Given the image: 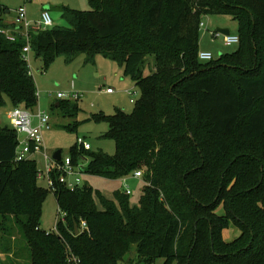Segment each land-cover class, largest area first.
Returning a JSON list of instances; mask_svg holds the SVG:
<instances>
[{
  "label": "trees",
  "instance_id": "16d2710c",
  "mask_svg": "<svg viewBox=\"0 0 264 264\" xmlns=\"http://www.w3.org/2000/svg\"><path fill=\"white\" fill-rule=\"evenodd\" d=\"M88 2L89 10L65 9L70 28L34 31L31 50L44 71L60 56L92 62L102 53L133 77L142 92L133 111L93 116L108 123L102 137L115 152L75 144L71 158H87L84 172L107 179L141 170L139 202L118 190L115 199L101 195L99 207L89 182L71 190L55 177L54 190L43 185L37 160L16 161L18 134L0 122L2 238L17 227L31 264H264V0ZM10 13L0 0V29L11 26ZM210 14L237 19L239 49L202 61L200 22ZM25 44L0 32V106L8 98L32 111L38 94ZM53 107L68 117L81 111L67 99ZM50 192L64 215L46 231ZM232 226L240 234L227 241L223 230ZM0 250L13 256L5 242Z\"/></svg>",
  "mask_w": 264,
  "mask_h": 264
},
{
  "label": "rangeland",
  "instance_id": "374dc122",
  "mask_svg": "<svg viewBox=\"0 0 264 264\" xmlns=\"http://www.w3.org/2000/svg\"><path fill=\"white\" fill-rule=\"evenodd\" d=\"M24 2L25 0H1L2 4L11 9V14ZM26 6L29 17L30 15L34 17L38 15L39 8L48 9L54 21L52 28L71 27V22L64 15L65 9L77 11L90 9L88 0H40L35 3L27 2ZM202 19L206 22L208 28V30H205V28L200 29L202 46L200 49L202 51L211 52L214 59H218L222 54H231L239 49V43L227 45L224 42L223 34L219 36H212L211 34V32H217L219 26L223 24L230 30V33L238 34L239 24L233 15L210 14L203 16ZM30 60L38 94V105L32 111L35 114L40 109L46 112L50 120L51 128L43 131L44 148L47 156L51 158L57 150H61L64 158L71 156V149L76 144L78 136H87L92 144L93 151L103 150L113 154L115 152V142L102 137V134L109 129L108 123L105 120H96L93 116L101 112L106 115L113 114L116 108H121L126 112L133 111L135 101L140 99L142 95L133 77L124 75L120 63L102 53H97L92 62H86L85 54L79 55L72 62H66L65 58L60 56L55 59L47 71H44L42 62L33 55L30 56ZM148 61L149 66L152 68L153 59ZM148 72L147 69L146 74ZM108 88H112L113 92H108ZM69 90L81 93L78 100H72L77 102L81 108L77 117L63 116L59 109L53 107L57 102L55 94L59 91ZM50 92L55 94L50 96ZM12 107L8 98L7 103L0 106V122L3 125H11L8 115ZM76 122L78 123L76 124ZM69 126L74 127V130L69 129ZM32 157L37 160L39 168L45 167V160L39 151L35 152ZM78 164L87 168L88 159L80 157ZM80 177L94 187L95 200L99 207L102 206L99 198L101 195L106 199H115L116 191L123 192L124 185L119 179H107L98 174L86 172L81 173ZM40 182L46 186L45 180L41 179ZM128 183L133 190L130 203L136 205L142 192L143 181L130 178ZM60 216L62 217L63 213L59 210L54 193L50 192L43 205L41 228L46 231H53ZM18 231L19 229L15 227L14 235L12 237L7 236L6 240L5 237L2 238L4 235L0 231V242H5L10 246L13 254L10 257L7 252L0 250L1 264H31L26 242L23 235ZM239 234V229L233 226L223 230V237L227 241L233 240ZM132 251L131 256L135 258V247ZM163 263L164 259L161 258L155 264ZM133 264L140 263L134 262Z\"/></svg>",
  "mask_w": 264,
  "mask_h": 264
},
{
  "label": "built area",
  "instance_id": "2783aa9c",
  "mask_svg": "<svg viewBox=\"0 0 264 264\" xmlns=\"http://www.w3.org/2000/svg\"><path fill=\"white\" fill-rule=\"evenodd\" d=\"M36 2L39 0H25L24 4L13 10L15 16L11 26L3 27L0 32L4 34L9 40L16 41L19 37H22L26 44L23 47V56L29 64L30 72L33 75L30 56L31 50V36L34 31L47 30L53 27V18L50 11L46 8L40 10L39 17L32 19L29 17V12L26 6L27 2ZM207 29L206 22H200V29ZM212 36H219L220 32H211ZM224 42L227 45H232L234 43H239L240 38L238 34H223ZM199 59L202 61H209L214 59V55L211 52L202 51L199 52ZM108 92H113L112 88L107 89ZM55 93L50 92L49 95L53 96ZM57 100L67 99V100H78L81 96L79 91L69 90V91H59L55 94ZM134 102L133 99H131ZM8 118L10 120L11 126L16 130L18 134V147L16 150V161H22L26 159L33 158V154L39 151L43 159L45 160V167H40L38 169V178L45 180L46 186L50 189H55V181L64 184L71 190H75L84 184L85 181L80 177V174L84 172V167L79 166V164H74L71 156L62 157L60 161L55 160L53 156L49 158L46 154L44 148V135L43 131L51 128L49 116L46 112L39 109L37 113L34 114L33 111L26 109L22 106H15L9 111ZM36 120V122H35ZM76 144L78 148L83 150L92 149L91 142L85 136H78ZM56 177V180H55ZM143 177V172L141 170L135 171L131 176H126L122 178L123 182V192L131 195L133 190L131 185L128 183L130 178L141 179ZM64 215V213H63ZM87 227L85 221L81 222L80 229L84 230ZM72 257L70 258V260ZM75 259V258H74ZM76 260V259H75ZM79 262V260L77 261Z\"/></svg>",
  "mask_w": 264,
  "mask_h": 264
},
{
  "label": "water",
  "instance_id": "95a60500",
  "mask_svg": "<svg viewBox=\"0 0 264 264\" xmlns=\"http://www.w3.org/2000/svg\"><path fill=\"white\" fill-rule=\"evenodd\" d=\"M218 32L223 33V34H229L230 30L226 29V28H218L217 29ZM58 104V103H57ZM53 158L55 160L60 161L62 159V152L61 150H57L54 154H53ZM75 232L78 234L80 232L79 230V226L77 223H75Z\"/></svg>",
  "mask_w": 264,
  "mask_h": 264
},
{
  "label": "crops",
  "instance_id": "0c3cea01",
  "mask_svg": "<svg viewBox=\"0 0 264 264\" xmlns=\"http://www.w3.org/2000/svg\"><path fill=\"white\" fill-rule=\"evenodd\" d=\"M40 1V0H39ZM39 1H36V2H39ZM30 2V1H29ZM32 3H35V2H32ZM42 8H39L38 10H39V13H38V15H35V17L34 16H31L30 15V18H32V19H36V18H38L39 17V14H40V10H41ZM14 16H15V14L13 13V14H9V15H7L6 16V22L7 23H12L13 22V19H14ZM223 24V23H222ZM219 28H226L225 27V24H223L222 26H219ZM208 29V28H207ZM226 29H228V28H226ZM204 45V44H203ZM202 46H201V42H200V48H201ZM201 50V49H200ZM31 55H33L34 56V54H31ZM34 76V75H33ZM85 137H87V136H85ZM132 179V178H131ZM133 179H135V178H133ZM120 181H122V178H120L119 179Z\"/></svg>",
  "mask_w": 264,
  "mask_h": 264
}]
</instances>
